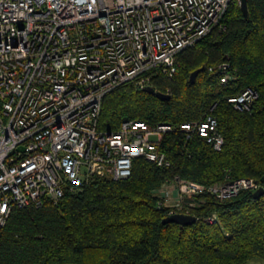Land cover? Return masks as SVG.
Listing matches in <instances>:
<instances>
[{"label":"trees","instance_id":"1","mask_svg":"<svg viewBox=\"0 0 264 264\" xmlns=\"http://www.w3.org/2000/svg\"><path fill=\"white\" fill-rule=\"evenodd\" d=\"M248 5L246 17L241 0H233L224 28L183 50L172 78L152 73L149 87L126 82L104 99L103 132L133 119L176 125L161 144L172 165L139 157L127 178L95 177L59 203L15 209L1 232L0 264L264 263V194L255 197L247 189L220 199L206 191L186 197L179 209L164 205L156 193L176 176L207 185L251 177L264 186V0ZM150 87L172 97L161 99ZM248 87L259 98L251 110H238L229 98ZM209 114L224 135L221 150L180 129ZM171 211H189L197 221L164 222Z\"/></svg>","mask_w":264,"mask_h":264},{"label":"built area","instance_id":"2","mask_svg":"<svg viewBox=\"0 0 264 264\" xmlns=\"http://www.w3.org/2000/svg\"><path fill=\"white\" fill-rule=\"evenodd\" d=\"M232 1L0 0V238L17 208L59 203L95 177L127 178L139 157L172 165L161 144L176 125L133 119L103 132L104 99L126 82L149 87L152 73L172 78L183 50L224 28ZM258 98L248 87L229 101L249 111ZM180 129L217 150L225 142L212 114ZM171 185L169 207L179 209L206 191L227 199L261 187L251 177L207 185L176 176L162 188Z\"/></svg>","mask_w":264,"mask_h":264},{"label":"water","instance_id":"3","mask_svg":"<svg viewBox=\"0 0 264 264\" xmlns=\"http://www.w3.org/2000/svg\"><path fill=\"white\" fill-rule=\"evenodd\" d=\"M241 7L244 15L246 17L249 16V5H248V0H241ZM205 69V66L196 69L192 74H191V80L195 81L196 77L198 74ZM151 93H156L157 96L161 99H169L172 97L171 94L163 92V91H156L155 88L149 89ZM24 148V147H22ZM264 194V186L259 187L257 190H255L254 195L255 197H260ZM197 221V217L195 215H192L191 213H185V212H175L170 214L164 219V222L169 223V222H176L182 225H187V224H192Z\"/></svg>","mask_w":264,"mask_h":264},{"label":"rangeland","instance_id":"4","mask_svg":"<svg viewBox=\"0 0 264 264\" xmlns=\"http://www.w3.org/2000/svg\"><path fill=\"white\" fill-rule=\"evenodd\" d=\"M175 186H169V187H167L166 189H161V188H159V189H157V191H156V193L158 194V195H160L161 197H163L164 199V203H165V200H166V205H168V206H173V203L175 202V199H176V197L177 196H175V195H178V193H177V187H175ZM171 191V192H170ZM170 193V195H172V199L170 198L169 199V201H167V198L168 197H164V195H163V193ZM190 197H194V196H190ZM179 198V197H178ZM178 198H177V200H178ZM184 203H185V200L183 201ZM191 206H194L193 204L191 205ZM256 264H264L263 262H256Z\"/></svg>","mask_w":264,"mask_h":264},{"label":"crops","instance_id":"5","mask_svg":"<svg viewBox=\"0 0 264 264\" xmlns=\"http://www.w3.org/2000/svg\"><path fill=\"white\" fill-rule=\"evenodd\" d=\"M171 186H175V185H171ZM175 187H176V186H175ZM175 187H174V188H175ZM177 193H178V191H177ZM175 196H177V195H175Z\"/></svg>","mask_w":264,"mask_h":264}]
</instances>
